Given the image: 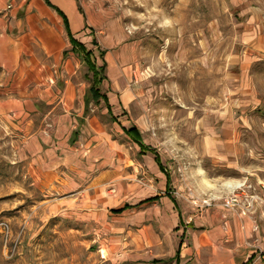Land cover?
<instances>
[{
	"label": "rangeland",
	"instance_id": "obj_1",
	"mask_svg": "<svg viewBox=\"0 0 264 264\" xmlns=\"http://www.w3.org/2000/svg\"><path fill=\"white\" fill-rule=\"evenodd\" d=\"M75 1L88 22V28L75 35L87 56L76 68L80 84L87 88L96 76L99 79L100 74H95L103 64L100 52L115 58L105 67L107 80L99 89L101 93L114 92L126 110L114 108L120 118L115 124L102 115V101L96 114L101 129L117 143L115 149L141 162L139 148L121 130V126H136L144 143L160 153L172 177L170 196L200 213L216 203L224 207V201L234 195L239 207L224 208L237 218L264 205V0ZM92 37L96 46L91 44ZM34 54V76L28 87L33 88L40 108L30 117V131L47 130L53 138L60 122L66 131L63 138L54 140L66 142L76 122L65 117L74 112L45 105L51 100L45 95L52 76L45 78L38 67L51 57L36 46ZM21 80H14L20 90L26 84ZM4 81L2 76L0 84ZM4 88L9 87L0 85V90ZM0 97L13 100L20 95L9 90L0 92ZM121 112L125 115L120 116ZM7 119L0 117V264H107L103 249L108 234L101 221L92 220L84 209L76 215L53 212L51 204L59 198L56 191L47 184H33L24 178L21 167L11 166L15 142L20 144L23 135L8 123H13L10 117ZM83 141L88 142L89 137ZM75 147L69 150L83 156L84 146ZM207 150L221 155L207 157ZM85 159L76 158L77 167L86 166ZM141 170L120 188L117 183L108 186L104 195L112 196L114 206L138 199L140 189L156 190L141 178ZM226 182L245 186L227 195L203 188ZM127 183L130 186H125ZM248 203L252 210H245ZM125 216H115L116 229ZM123 222L129 228L128 222ZM256 243L264 244V234ZM258 262L264 264V259Z\"/></svg>",
	"mask_w": 264,
	"mask_h": 264
},
{
	"label": "crops",
	"instance_id": "obj_2",
	"mask_svg": "<svg viewBox=\"0 0 264 264\" xmlns=\"http://www.w3.org/2000/svg\"><path fill=\"white\" fill-rule=\"evenodd\" d=\"M48 1L64 14L72 37L84 45L75 35L88 28V22L76 1ZM91 40L96 38L92 37ZM35 46L44 56L51 57L46 65L38 67L45 78L52 76V86L45 95L51 100L45 105L60 107L67 113L74 112L72 116L65 117L74 118L76 122L66 142L54 140L63 138L66 131L60 122L57 123L59 130L53 138L49 137L47 130L42 133L30 131L33 127L30 117L40 108L34 101L33 88L28 87L34 76ZM72 47L62 17L44 0H0V78L4 76L6 80L0 85L9 87L0 92L12 90L20 95V98L13 100L0 97V117L4 121L10 117L13 123H8L23 135L20 144L15 142L16 147L10 155L14 159L11 166L16 169L21 167L24 178L33 184H47L56 191L59 198L51 204L53 212L76 215L84 209L89 211L85 212L92 220L101 221L108 234L103 249L107 264H258V259H264V244L256 243L264 234V205H257L254 212L246 217L233 216L219 203L200 213L187 202L170 196L172 177L160 153L144 143L143 135L136 126H121V130L131 140L128 133L136 129L142 144L150 149L142 150L139 144L131 140L139 148L138 154L143 164L126 158L122 151L115 149L117 143L110 139L108 132L101 129L96 115L98 104L91 100L89 87L85 88L79 82L76 68L82 60ZM102 52L107 67L115 58L113 55L107 56L104 50ZM124 57L121 58L122 62ZM112 70L117 72L114 68ZM17 78L22 79L21 84L25 79L22 90L15 84ZM9 79L13 80L7 82ZM14 84L16 89H13ZM102 94L106 98V101L102 100L105 106L102 115L109 117L111 123L115 124L120 118L113 110H126L124 102L121 99L119 102L114 92ZM124 94L130 95L128 90ZM120 103L122 107L116 108ZM86 137H89V141L82 142ZM77 144L84 146L81 151L83 156L69 150ZM90 148L92 150L88 152ZM73 149L78 151L77 147ZM215 150H207V157L221 155ZM83 157L87 165L77 167L75 159ZM145 157L148 158L143 160ZM140 170L141 178L151 183L153 188L156 186V190L140 189L136 195L138 199L114 206L112 196L104 195L108 193V186L117 183L120 188L123 181L129 180ZM93 171L96 174L90 177ZM87 177L90 180L86 181ZM218 183H221L220 180ZM244 184L226 182L216 187L206 184L203 188L227 195L244 187ZM262 186L264 188V183ZM124 214L128 215L127 218H122L121 227L116 229L113 225L115 216ZM123 221L128 222L129 228L124 226Z\"/></svg>",
	"mask_w": 264,
	"mask_h": 264
},
{
	"label": "trees",
	"instance_id": "obj_3",
	"mask_svg": "<svg viewBox=\"0 0 264 264\" xmlns=\"http://www.w3.org/2000/svg\"><path fill=\"white\" fill-rule=\"evenodd\" d=\"M44 2L49 6L51 7L53 10L56 11V13L58 15H60L64 21V24H65V28H66V31H67V35L68 37L70 38V42L72 44V48H73V51L81 58V60L83 62H86L85 59H86V55L84 56L83 53L81 52L80 49H84L83 45L80 44L77 40H75L72 35L70 34L69 30H68V24H67V19L65 18L64 14L59 11L57 8L53 7L48 0H44ZM92 44L94 46L97 45L96 43V40H93L92 41ZM88 53V57L91 55V52L90 51H87ZM100 56L101 58H103L104 56V52H100ZM104 69H105V64H104V61H103V64H102V67L100 68V70L98 71L99 73H96L95 75H98L100 76L99 79L97 80V76L95 77L94 81L91 82V85L89 86V94H90V98L91 100L93 101V103L95 104H99L100 101L104 100L106 101V98L105 96L101 93L99 87L101 86L102 84V81L105 79L104 77ZM130 136H131V140L137 144H139V146H141V149L142 150H150L149 148L145 147L144 144H142L141 140H140V136L139 134L137 133L136 129H131L128 133ZM152 151V150H151Z\"/></svg>",
	"mask_w": 264,
	"mask_h": 264
},
{
	"label": "built area",
	"instance_id": "obj_4",
	"mask_svg": "<svg viewBox=\"0 0 264 264\" xmlns=\"http://www.w3.org/2000/svg\"><path fill=\"white\" fill-rule=\"evenodd\" d=\"M223 205H224V207H226V208H230V209H234V208L239 207L240 202L238 201V196L234 195L233 197L227 198V199L224 201V204H223ZM246 206H247V207H246L245 210H247V209H249V208L252 207L251 203H248ZM249 210H252V209H249ZM243 212H244V211H243Z\"/></svg>",
	"mask_w": 264,
	"mask_h": 264
}]
</instances>
